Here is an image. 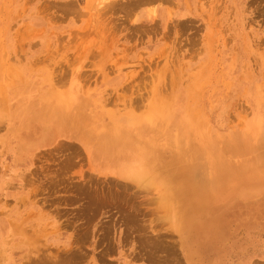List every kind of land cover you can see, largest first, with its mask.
<instances>
[{
    "label": "rangeland",
    "instance_id": "374dc122",
    "mask_svg": "<svg viewBox=\"0 0 264 264\" xmlns=\"http://www.w3.org/2000/svg\"><path fill=\"white\" fill-rule=\"evenodd\" d=\"M0 264H264V0H0Z\"/></svg>",
    "mask_w": 264,
    "mask_h": 264
},
{
    "label": "bare ground",
    "instance_id": "6f19581e",
    "mask_svg": "<svg viewBox=\"0 0 264 264\" xmlns=\"http://www.w3.org/2000/svg\"><path fill=\"white\" fill-rule=\"evenodd\" d=\"M45 127H47V131H45L43 133L45 138H46V136L52 137V135L54 134V132L57 133V136L56 137L57 138L59 137V135H58L59 130L56 127H54V126H49V127L48 126H45ZM50 129H52V130L50 131Z\"/></svg>",
    "mask_w": 264,
    "mask_h": 264
}]
</instances>
